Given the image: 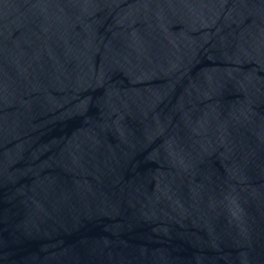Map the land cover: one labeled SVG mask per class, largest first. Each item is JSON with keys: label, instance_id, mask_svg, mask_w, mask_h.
Segmentation results:
<instances>
[{"label": "water", "instance_id": "1", "mask_svg": "<svg viewBox=\"0 0 264 264\" xmlns=\"http://www.w3.org/2000/svg\"><path fill=\"white\" fill-rule=\"evenodd\" d=\"M0 264H264V0H0Z\"/></svg>", "mask_w": 264, "mask_h": 264}]
</instances>
